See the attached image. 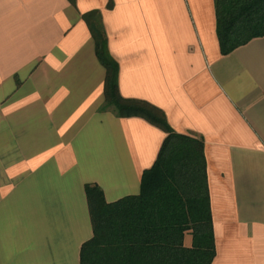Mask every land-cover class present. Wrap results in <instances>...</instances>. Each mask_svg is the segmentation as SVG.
I'll return each instance as SVG.
<instances>
[{"label": "crops", "instance_id": "0c3cea01", "mask_svg": "<svg viewBox=\"0 0 264 264\" xmlns=\"http://www.w3.org/2000/svg\"><path fill=\"white\" fill-rule=\"evenodd\" d=\"M89 22L120 96L202 140L212 264H264V37L222 55L215 0H0V264H80L85 186L138 195L166 137L106 108Z\"/></svg>", "mask_w": 264, "mask_h": 264}, {"label": "trees", "instance_id": "16d2710c", "mask_svg": "<svg viewBox=\"0 0 264 264\" xmlns=\"http://www.w3.org/2000/svg\"><path fill=\"white\" fill-rule=\"evenodd\" d=\"M215 3L222 55L264 37V0ZM89 29L106 70V108L121 118H143L166 137L154 164L142 174L138 195L108 203L97 185L85 186L92 237L81 246L80 264H212L215 247L202 140L174 132L150 104L122 98L118 65L108 54L104 34L93 22ZM186 233L192 235L191 247L183 244Z\"/></svg>", "mask_w": 264, "mask_h": 264}]
</instances>
